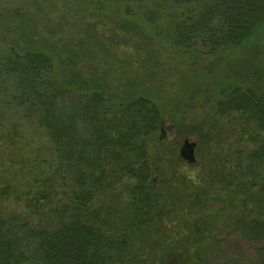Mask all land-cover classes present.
<instances>
[{"label":"trees","instance_id":"obj_1","mask_svg":"<svg viewBox=\"0 0 264 264\" xmlns=\"http://www.w3.org/2000/svg\"><path fill=\"white\" fill-rule=\"evenodd\" d=\"M128 1L140 4L148 0ZM172 1L177 6H191L168 37L180 51L195 46L212 53L238 48L264 25V0ZM4 11L15 16L10 29L6 26L18 34L0 60V77L12 82V104L45 130L59 162L57 177L64 183L70 181L71 186L68 202L59 211L53 210L55 220L31 224L0 212V264H130L132 240L161 207L162 194L156 189L159 178L153 177L147 141L165 131L164 112L148 95L144 78L119 77L115 58L105 69L95 65L99 58L96 49H104L90 31L81 33L73 43L58 23L56 31L45 29L38 37L31 30L35 17L26 8L5 7ZM157 16V11L147 14L151 22ZM1 33L0 27V37ZM149 70L155 79L158 71ZM251 78L257 86L242 89L237 85L217 103V112L222 116L237 112L264 131V74L256 70ZM179 94L183 96L179 102L190 99L184 90ZM180 128L181 132L188 130L184 125ZM191 128L203 135L201 126ZM259 146L246 155V171L237 168L230 205V210L237 208V217L232 225L216 229L215 218L207 215L191 222L185 219L187 231L178 226L174 234L151 240L155 251L162 250L154 264H264V142ZM238 160L240 168V156ZM220 175L221 171L214 172L212 178ZM249 176L255 180L249 182ZM125 178L133 180L126 186L125 225L108 229L117 210L113 198L109 205L103 202L98 208L91 207L98 197L118 196L113 194L115 187ZM200 181L192 178L189 183V189L194 190L185 195L192 201L190 210L201 206L200 197L208 188ZM249 184L260 189L243 198L240 191ZM163 218L159 217L160 222ZM234 234L250 246V254L235 255L217 243Z\"/></svg>","mask_w":264,"mask_h":264},{"label":"rangeland","instance_id":"obj_2","mask_svg":"<svg viewBox=\"0 0 264 264\" xmlns=\"http://www.w3.org/2000/svg\"><path fill=\"white\" fill-rule=\"evenodd\" d=\"M5 7L9 10L26 8L35 17L31 30L38 37L45 29L56 31L59 24L73 43L81 33L90 31L104 49H96L95 55L99 58L95 65L105 69L115 58L119 77L144 78L148 95L164 112L165 131L157 132L147 141L153 177L159 178L156 191L162 194L161 207L152 212L151 223L132 240L130 264L157 262L162 250L155 251L151 240L159 241L163 234H174L180 227L187 231L186 220L191 222L207 215L215 218L214 226L208 225L216 229L232 225L237 217V208L230 210L232 190L237 186V168L246 171V155L260 148L264 131L243 120L237 112L222 116L217 112V103L237 89V85L242 89L257 86L251 75L256 70L264 74V25L241 47L212 53L195 46L184 52L168 37L173 25L191 6H177L172 0H148L140 4L128 0H0V60L9 52L11 41L18 34L7 29L6 24L9 26L15 16H9ZM150 11L158 14L153 22L147 17ZM149 69L158 71L155 79ZM223 89L225 92L221 95ZM183 90L189 93L186 103L178 101L182 96L179 92ZM11 91L12 82L1 76L0 212L17 215L31 224L55 220L53 210L59 211L68 202L71 182L64 183L66 181L57 177L59 162L52 153L49 137L12 104ZM182 125L188 130L181 132ZM197 126L203 128V135L198 129L192 130L191 127ZM238 156L241 157L240 168ZM217 171L223 175L214 180L212 176ZM262 174L264 176V171ZM192 178L201 180L208 188L200 197L201 206L190 210L192 201L185 195L194 191L189 189ZM251 178L249 176V182L255 180ZM131 183L133 180L125 178L115 187L113 194L118 196L98 197L93 202L91 209L103 202L109 205V198H113L117 210L108 229L125 225L123 217L128 214L129 203L126 186ZM259 189V185L251 188L249 184L240 193L243 198L249 197ZM159 217H164L161 222ZM217 243L235 255L250 254L252 250L245 242L237 240L235 234ZM209 256L212 260L211 254Z\"/></svg>","mask_w":264,"mask_h":264},{"label":"flooded vegetation","instance_id":"obj_3","mask_svg":"<svg viewBox=\"0 0 264 264\" xmlns=\"http://www.w3.org/2000/svg\"><path fill=\"white\" fill-rule=\"evenodd\" d=\"M187 146V145H186ZM186 148H188V146L187 147H185V150H186ZM186 155H187V153H186Z\"/></svg>","mask_w":264,"mask_h":264}]
</instances>
